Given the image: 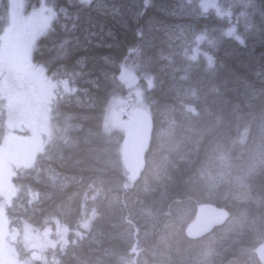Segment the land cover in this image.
<instances>
[{"label":"trees","instance_id":"16d2710c","mask_svg":"<svg viewBox=\"0 0 264 264\" xmlns=\"http://www.w3.org/2000/svg\"><path fill=\"white\" fill-rule=\"evenodd\" d=\"M38 1L26 0L29 8ZM253 1L264 9V0ZM50 2L58 16L37 38L31 58L55 82L69 80L72 91L56 94L52 137L30 167L12 176L9 228L25 221L53 231L61 223L67 242L56 251L57 264H263L256 249L264 245V163L245 178L242 191L208 185L201 167L217 140L232 160L236 153L245 158L264 111V14L251 13L243 29L236 18L212 10L179 15L173 10L178 0ZM6 17V0H0V29ZM229 26L243 45L224 35ZM190 29L216 36L211 66L191 58L183 36L185 47H177L183 54L170 50ZM122 66L134 70L151 116L150 142L136 173L122 162L123 134L106 120L110 106L125 97ZM5 116L0 93V132ZM169 123L185 133L176 145L157 135ZM201 202L226 208L229 217L199 238L187 237ZM82 212L90 214L86 229Z\"/></svg>","mask_w":264,"mask_h":264},{"label":"rangeland","instance_id":"374dc122","mask_svg":"<svg viewBox=\"0 0 264 264\" xmlns=\"http://www.w3.org/2000/svg\"><path fill=\"white\" fill-rule=\"evenodd\" d=\"M178 1L173 10L179 15L204 13L201 9L203 2L214 13L216 7L224 12L230 11L232 16L224 18L227 20L236 18L243 29H248L250 26L248 22L251 13L257 12L256 14L263 17L253 0ZM44 2L49 7H53L50 0H44ZM7 3L8 0L6 5ZM40 4L41 0L34 8L38 9ZM229 28L230 26L224 30V33ZM188 31L184 30L177 37V43L171 44L170 50L181 56L185 47L183 43L186 42L191 46L189 52L191 58L195 55V60L201 59L209 65L206 57L212 56L210 47L217 41L216 36L206 31L198 32L195 29ZM200 35H204L205 40L198 44L196 38ZM182 36L184 42L180 40ZM180 44H183L182 50L178 49ZM122 83L126 90L125 97L110 106L106 120L110 127L123 134L124 139L140 119L145 118L150 122V116L148 106L140 99L139 80L136 75L134 79L122 81ZM71 91L68 85L61 81L53 82L46 72L40 73L36 68L29 67L19 60H12L0 66V93L6 109L5 121L0 132V264H34L35 259L31 257L32 253L38 254V261L36 260L38 264H57L56 251L62 250L66 245L67 231L61 223H58L53 231L49 227L36 229L25 221H20L17 226L9 228L5 210L11 204L15 192L12 185L15 170L29 167L44 144L52 137L50 109L53 98L56 94L62 96ZM258 122L246 147L243 162L240 161L237 153L234 155L235 161L232 160L229 156V148L222 142L217 140L211 144L201 167L202 176L208 185L217 186L222 181H229L236 189L239 187L243 189L242 186H245V178L248 174L264 163V111ZM157 135L159 138L168 139L173 145L178 144L179 142L176 141L185 137V133L181 130L177 131L174 123H169L166 128L160 129ZM240 165L241 171L239 169L240 172L233 174L231 171ZM245 197L249 198L248 195ZM89 218L90 214L82 212L80 223L83 229L88 227ZM256 250L264 260V245Z\"/></svg>","mask_w":264,"mask_h":264},{"label":"snow or ice","instance_id":"6c2138e0","mask_svg":"<svg viewBox=\"0 0 264 264\" xmlns=\"http://www.w3.org/2000/svg\"><path fill=\"white\" fill-rule=\"evenodd\" d=\"M93 0H80V3L89 5ZM98 4H102L103 0H97ZM145 6L148 5L149 0H144ZM201 9L204 13L210 11L209 7L205 3H201ZM6 23L3 29H0V66H3L6 62L12 60H19L29 67L36 68L40 73H45L43 67H36L31 62V54L33 46L37 38L50 30L51 22L58 16L57 11L53 7H49L44 0H41L40 7L29 8L26 0H8L6 5ZM61 13L67 17V13L64 9L60 10ZM261 13L264 14V9H261ZM215 14L217 17H231L232 13L224 12L219 7L215 8ZM243 14V13H242ZM225 36L235 38L241 45L245 41L236 34L235 27H230L225 33ZM197 43L205 40L204 35H200L196 38ZM63 44L60 46L63 50ZM195 59V55L192 57ZM207 61L211 66L213 64V58L207 56ZM135 73L132 68L122 66L121 72L118 77L120 81H126L134 79ZM65 85L69 84V80H61Z\"/></svg>","mask_w":264,"mask_h":264},{"label":"water","instance_id":"95a60500","mask_svg":"<svg viewBox=\"0 0 264 264\" xmlns=\"http://www.w3.org/2000/svg\"><path fill=\"white\" fill-rule=\"evenodd\" d=\"M151 137V130L145 119H140L134 130L129 132L123 141V157L129 171L135 172L142 166V156ZM228 211L213 203L202 202L196 207L193 220L186 226L185 234L190 238H198L220 226L228 218ZM31 256L38 259L36 253Z\"/></svg>","mask_w":264,"mask_h":264},{"label":"bare ground","instance_id":"6f19581e","mask_svg":"<svg viewBox=\"0 0 264 264\" xmlns=\"http://www.w3.org/2000/svg\"><path fill=\"white\" fill-rule=\"evenodd\" d=\"M228 47H231V46H228ZM233 47H234V46H233ZM233 47H232V48H233ZM226 48H227V47H226ZM233 50H234V49H233ZM236 51H238V50H236ZM200 65H201V64H200ZM172 66H173V65H172ZM196 66H197V65H196ZM196 66H195V67H196ZM215 69H216V68H215ZM212 72H213V71H212ZM212 74H213V73H212ZM190 75H191V73H190ZM196 81H197V80H196ZM201 87H202V85H201ZM201 87H200V88H201ZM190 89H191V88H190ZM190 89H189V90H190ZM211 91H212V90H211ZM212 92H213V91H212ZM210 95H211V94H210ZM216 96H217V95H216ZM241 96H242V95H241ZM181 97H182V96H181ZM181 97H180V98H181ZM206 97H207V96H206ZM224 98H225V97H224ZM243 98H244V97H243ZM216 99H217V98H216ZM240 99H241V98H240ZM184 100H185V99H184ZM194 100H195V99H194ZM243 100H244V99H243ZM228 103H229V102H228ZM174 105H175V104H174ZM170 106H171V104H170ZM170 106H169V107H170ZM215 106H216V105H215ZM202 109H203V106H202ZM210 112H211V111H210ZM178 113H179V112H178ZM180 113H181V112H180ZM181 114H182V113H181ZM197 114H198V113H197ZM209 114H210V113H209ZM200 115H201V114H200ZM177 116H178V114H177ZM205 116H206V115H205ZM234 135H235V134H234ZM236 137H237V136H236ZM162 138H163V137H162ZM237 142H238V141H237ZM158 143H159V142H158ZM186 143H187V142H186ZM243 143H244V142H243ZM181 144H183V143H181ZM191 144H192V143H191ZM237 144H238V143H237ZM238 145H239V144H238ZM186 147H187V146H186ZM232 147H233V146H232ZM161 148H162V147H161ZM184 149H185V148H184ZM177 150H178V149H177ZM190 150H191V149H190ZM242 150H243V149H242ZM175 152H176V151H175ZM239 162H240V161H239ZM262 164H263V163H262ZM237 165H238V164H237ZM259 166H260V165H259ZM259 166H258V167H259ZM238 167H239V166H237L235 169H237ZM258 167H257V168H258ZM257 168H256V169H257ZM235 169H234V170L231 169V170H232L231 172H232L233 174H234V173H238V172L241 171L240 168H239L240 171H239V169H237V170H235ZM256 169H255V170H256ZM255 170H254V171H255ZM259 170H260V169H259ZM252 172H253V171H252ZM252 172H250L249 174H251ZM249 174H248V175H249ZM222 182H223V183H227L228 187H231V186H232L231 183H230L229 181H222ZM207 184H208V183H207ZM221 184H222V183H221ZM243 185H244V183H243ZM226 187H227V186H226ZM232 188H233V187H232ZM244 189L247 190V188H246V182H245ZM232 190H233V189H232ZM235 190H236V189H235ZM251 190H252V189H251ZM205 191H206V190H205ZM241 191H242V189H241ZM243 192H245V191H243ZM205 193H206V192H205ZM239 193H240V191H239ZM209 195H210V194H209ZM209 195H208V196H209ZM244 195H245V194H244ZM246 195H247V194H246ZM227 196H228V195H227ZM241 196H242V195H241ZM226 199H227V198H226ZM257 202H259V201H258V198H257V200H256V203H257ZM201 203H202V202H201ZM208 203H210V202H208ZM230 203H231V202H230ZM240 203H241V202H240ZM243 203H244V202H243ZM236 207H237V206H236ZM236 207H235V209H237ZM240 207H241V206H240ZM221 208H224V207H221ZM251 208H252V207H251ZM224 209H226V208H224ZM232 209H233V207H232ZM238 209H239V208H238ZM226 210H227V209H226ZM227 211H228V210H227ZM236 211H237V210H236ZM232 213H234V212H232ZM228 214H229V212H228ZM228 217H229V215H228ZM227 219H228V218H227ZM219 227H220V226H219ZM250 229H251V228H250ZM248 231H249V230H248ZM218 232H219V231H218ZM208 233H209V232H208ZM206 234H207V233H206ZM218 235H219V234H218ZM248 235H249V233H248ZM202 236H203V235H202ZM220 236H221V235H219V237H220ZM222 254H223V253H222ZM212 257H213V256H212ZM225 257H226V256H225ZM224 259H225V258H224ZM204 260H205V259H204ZM225 260H226V259H225ZM225 262H226V261H225ZM228 263H229V262H228ZM224 264H225V263H224Z\"/></svg>","mask_w":264,"mask_h":264}]
</instances>
